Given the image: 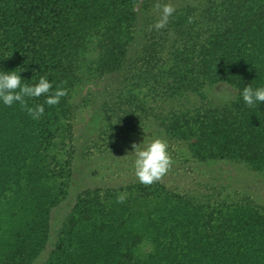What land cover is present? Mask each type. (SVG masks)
<instances>
[{
  "label": "trees",
  "instance_id": "trees-1",
  "mask_svg": "<svg viewBox=\"0 0 264 264\" xmlns=\"http://www.w3.org/2000/svg\"><path fill=\"white\" fill-rule=\"evenodd\" d=\"M165 4L174 11L157 28ZM13 70L29 85L66 81L67 95L52 107L26 98L44 104L39 120L0 101V264H34L48 243L42 264H264V206L243 192L88 186L51 226L87 82L108 80L101 144L161 130L194 162L264 173V102L242 98L264 87V0H0V71ZM214 84L234 96L217 101Z\"/></svg>",
  "mask_w": 264,
  "mask_h": 264
},
{
  "label": "rangeland",
  "instance_id": "rangeland-1",
  "mask_svg": "<svg viewBox=\"0 0 264 264\" xmlns=\"http://www.w3.org/2000/svg\"><path fill=\"white\" fill-rule=\"evenodd\" d=\"M108 80L87 82L80 86L75 101L85 104L77 110L74 121L73 173L67 195L51 210L52 233L58 229L64 215L72 207L77 193L88 186L116 187L120 184L138 180L134 174L132 144H142L144 139L151 141L159 137L167 141L173 165L160 182L180 191H188L198 196L209 194L225 195L228 191L245 193L264 206V173L254 172L238 163L230 161L194 162L188 158L176 142L167 140L161 130L145 132L141 135L122 134L116 143L105 146L99 139L102 125L98 113L99 98L103 95ZM224 89L234 96L227 85L214 84L207 87V93L217 101H225L216 95ZM98 140L100 146L94 147ZM106 142V140L104 141ZM220 195V196H221ZM50 243L34 264H42L46 259Z\"/></svg>",
  "mask_w": 264,
  "mask_h": 264
},
{
  "label": "clouds",
  "instance_id": "clouds-1",
  "mask_svg": "<svg viewBox=\"0 0 264 264\" xmlns=\"http://www.w3.org/2000/svg\"><path fill=\"white\" fill-rule=\"evenodd\" d=\"M158 7H160L158 5ZM174 8L170 4L162 6L163 19L157 23L156 27H163L167 18L173 13ZM20 73V72H19ZM16 70L0 71V101L4 105L11 107L14 103H19L21 110L25 111L32 119L39 120L44 115V104L49 107L59 104L61 97L67 95V89L63 86L66 81H62L55 86L49 82L46 76H41L38 83L29 85L22 83V77ZM46 96L44 104L29 106L26 98H39ZM216 95L225 101L231 99V94L224 89L217 91ZM244 103L253 108L257 103L264 102V87L253 88L246 85L242 91ZM134 149L131 153L134 159V174L139 183L150 186L162 179L171 169L173 160L169 154V145L166 140L156 137L151 141L144 139L142 144H132ZM126 199L125 193L117 196L116 202L123 203Z\"/></svg>",
  "mask_w": 264,
  "mask_h": 264
}]
</instances>
